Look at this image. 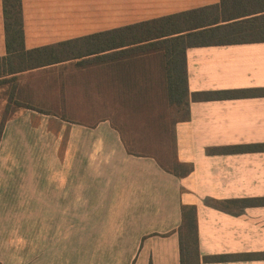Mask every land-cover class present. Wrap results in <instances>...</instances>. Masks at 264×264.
I'll return each instance as SVG.
<instances>
[{"label":"crops","instance_id":"crops-1","mask_svg":"<svg viewBox=\"0 0 264 264\" xmlns=\"http://www.w3.org/2000/svg\"><path fill=\"white\" fill-rule=\"evenodd\" d=\"M221 1L22 0L15 49L0 0V264H184V208L195 210L200 264H264V150L234 148L264 143V93L194 98L264 89V40L197 35L228 22ZM176 37L189 91L178 169L130 153L109 118L69 117L160 96L181 64L165 56ZM38 129L55 147L44 159L29 153ZM245 253L261 256L208 259Z\"/></svg>","mask_w":264,"mask_h":264},{"label":"trees","instance_id":"trees-1","mask_svg":"<svg viewBox=\"0 0 264 264\" xmlns=\"http://www.w3.org/2000/svg\"><path fill=\"white\" fill-rule=\"evenodd\" d=\"M222 17L228 22L208 29L203 32H198L199 37L205 39L211 37L214 38V43L230 44V43H243L252 42L258 40H264V0H222ZM4 15H5V27L6 34L9 38L16 43L15 49L22 48L24 45V21H23V8L22 0H4ZM176 45L178 48L168 50L165 53L167 57H173L181 62L180 65H174L168 67V73L170 80L167 81L168 97L175 100L181 95L187 100L189 99V91L186 77V60H185V46L183 37H176ZM208 42V41H205ZM213 42V41H212ZM209 42V43H212ZM11 49V47H10ZM38 53L41 50H36ZM42 61H37L33 66H39ZM258 93H264V89H229V90H213V91H201L194 94L196 99H224V98H236L242 96H248ZM108 114V113H107ZM114 114V113H113ZM66 117L67 115H59ZM8 116L4 119L6 120ZM70 117V116H69ZM73 118V117H71ZM99 117L94 120H101ZM113 122V121H112ZM114 123V122H113ZM124 140V139H123ZM127 150L133 154H140L132 151L128 143L124 140ZM234 148H242L248 150H264V143L255 145L238 146ZM150 155V154H143ZM159 160V159H158ZM161 162V161H160ZM177 163V162H176ZM161 164L165 166L162 162ZM177 165L178 169L180 166ZM166 167V166H165ZM169 168V167H167ZM174 169V168H171ZM188 171V168H185ZM195 210L185 209L184 214V235L182 233L181 251L182 262L188 259L191 264H200V251H199V238L196 228ZM183 232V231H182ZM261 256L259 253H245L237 256L231 255H219L208 257L209 260H227L230 258L239 259H252Z\"/></svg>","mask_w":264,"mask_h":264},{"label":"rangeland","instance_id":"rangeland-1","mask_svg":"<svg viewBox=\"0 0 264 264\" xmlns=\"http://www.w3.org/2000/svg\"><path fill=\"white\" fill-rule=\"evenodd\" d=\"M166 85L167 82L164 83L162 91L157 92L160 95L157 97L116 99L119 105H124L117 107V113H87L84 115H70V117L82 118L88 122L99 117H110L132 151L153 155L166 167L177 168L174 126L178 119L186 117L189 99L187 100L181 95L175 100L171 99L167 95L169 91ZM5 101L4 93L0 92V109H3ZM3 116L9 115L7 113L0 114V119ZM43 132L41 129L37 130V143L35 146H31L29 151L31 156L43 157L42 159L45 155L52 153L55 148L51 145L52 138H49L47 133ZM1 133L0 123V137Z\"/></svg>","mask_w":264,"mask_h":264}]
</instances>
